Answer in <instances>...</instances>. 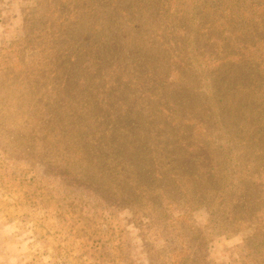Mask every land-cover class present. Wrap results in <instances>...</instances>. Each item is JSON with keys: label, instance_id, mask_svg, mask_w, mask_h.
Returning a JSON list of instances; mask_svg holds the SVG:
<instances>
[{"label": "rangeland", "instance_id": "rangeland-1", "mask_svg": "<svg viewBox=\"0 0 264 264\" xmlns=\"http://www.w3.org/2000/svg\"><path fill=\"white\" fill-rule=\"evenodd\" d=\"M130 1L103 2L106 8L98 12V4L88 6L85 0L62 6L56 0H0V264H264V177H253L254 187H247L240 183V170L229 169L213 211L202 206L188 213V221H172L185 209H155L146 202L130 209L126 193L114 197L110 180L121 170L120 162L106 166L105 159L80 161L79 154L67 153L72 136L64 139L59 133L66 119L56 124L53 118L59 113L68 117L73 108H104L95 101L101 92L98 82L79 75L80 53L66 57L73 47L99 44L105 24L112 33L110 45L123 48L132 42L130 48L141 47L137 51L147 54L144 64H152L154 76L165 73L160 67H167V54L161 56L159 39L147 41L142 34L144 41L133 42L142 28H136ZM60 10L61 25L49 15ZM53 45L59 51H52ZM61 64V76L54 75L52 68ZM177 64L172 59L169 67ZM185 75L188 90L210 96L200 100L204 107L226 114L230 107L217 108V92L212 91L218 80L204 75L197 82L192 70ZM107 87L105 94L114 91L111 82ZM195 94L186 98L187 108L200 104ZM161 95L147 102L137 94L131 103L158 107ZM76 98L81 103L74 107ZM103 99L110 108L120 107L117 98ZM219 114L214 126L220 128L226 120ZM53 124L54 133L49 130ZM113 133L122 130L113 127ZM193 226L203 228L199 238Z\"/></svg>", "mask_w": 264, "mask_h": 264}, {"label": "trees", "instance_id": "trees-1", "mask_svg": "<svg viewBox=\"0 0 264 264\" xmlns=\"http://www.w3.org/2000/svg\"><path fill=\"white\" fill-rule=\"evenodd\" d=\"M56 1L62 6L71 0ZM85 1L88 6L98 4V12L106 8L103 2H110ZM130 4L136 28H142L140 39L133 42L137 45L145 40L142 34H147V41L159 39L161 56L167 54V67H160L163 77L154 76L151 63L144 64L147 54L137 51L141 47L130 48L132 42L123 48L110 45L112 33L104 24L99 44L81 50L73 47L66 55L80 53L79 75L98 82L101 92L95 101L104 108H73L66 112L68 117L59 113L53 119L56 124L61 119L64 124L66 119L59 133L64 139L72 136L67 151L71 156L79 154L80 161L105 159L106 166L120 162L122 168L111 178L110 190L117 198L126 193L127 207L143 202L155 209L182 207L185 210L172 221H188V213L195 208L205 206L213 211L212 201L219 196L229 169L240 170V183L247 187H254L253 177H264V0H131ZM63 12L49 15L58 17L61 25L63 17L58 13ZM40 23L44 28L45 21ZM59 48L53 45L51 49L57 52ZM172 59L178 62L177 68L169 67ZM57 67L52 68L53 73L61 76L62 64ZM186 70H192L191 77L197 82L204 75L218 80L212 91L217 92V108L230 107L226 114L204 107L200 100H209V95L188 90ZM170 71L177 75L172 78ZM170 80L186 81L185 87ZM110 82L114 91L105 94ZM185 89L187 96L183 95ZM192 93L201 105L187 108L185 100ZM137 94L147 102L161 95L160 105L155 107L151 101L153 108H134L131 101ZM104 95L117 98L120 107L110 108ZM76 99L74 107L81 103ZM128 102L129 108H122ZM86 110L91 117L85 115ZM215 112L226 120L220 128L214 126ZM78 121L82 124L79 130ZM54 125L49 126L52 133ZM113 127L122 134H111ZM52 133L48 139L53 138ZM193 227L199 238L203 228Z\"/></svg>", "mask_w": 264, "mask_h": 264}]
</instances>
